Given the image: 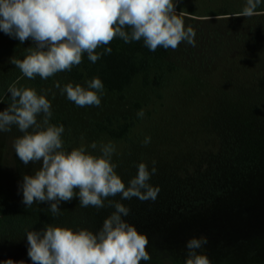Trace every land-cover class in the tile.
<instances>
[{
    "label": "rangeland",
    "instance_id": "1",
    "mask_svg": "<svg viewBox=\"0 0 264 264\" xmlns=\"http://www.w3.org/2000/svg\"><path fill=\"white\" fill-rule=\"evenodd\" d=\"M174 3L185 27L196 31L195 46L181 42L170 48L163 68L151 70L147 84L141 74L123 98L104 90L99 106L78 107L60 93L56 81L86 87V80L76 82L66 72L47 80L24 77L10 61L23 59L34 42L21 44L0 30V111L11 102L9 86L33 88L38 94L47 90L50 123L64 126L66 151L84 145L99 155L98 148L88 146L111 141L116 147L112 162L126 185L139 163L149 170L156 167L149 181L160 188L155 201L115 197L130 209L122 218L148 238L150 260L141 264H184L187 242L201 237L207 243L199 251L210 264H264V130L254 114L251 118V93L240 91L237 67L242 49H248L238 36H247L251 25L236 18L241 16H225L241 11L246 0ZM140 110L143 117L137 115ZM125 124L130 131L121 140L97 128ZM21 135L15 126L0 132V264H32L27 231L52 224L95 233L114 210L82 208L78 196L61 202L56 217L47 202L28 208L23 177L34 174L42 162L24 165L18 158L13 144ZM146 137L150 143L145 146ZM236 138L243 147L236 146Z\"/></svg>",
    "mask_w": 264,
    "mask_h": 264
},
{
    "label": "clouds",
    "instance_id": "2",
    "mask_svg": "<svg viewBox=\"0 0 264 264\" xmlns=\"http://www.w3.org/2000/svg\"><path fill=\"white\" fill-rule=\"evenodd\" d=\"M261 3L246 0L237 16L257 15ZM176 7L174 0H0V30L21 44L34 42L23 59L13 57L10 62L30 80L37 76L47 80L80 65L85 53L92 63L110 54V47L104 52L97 49L117 37L125 43L143 40L151 51L158 47L175 50L181 42L195 46L196 31L191 25L185 27ZM55 87L78 107L99 106L104 95L98 77L86 81V87L71 82L61 86L59 81ZM7 92L11 102L0 111V132L15 126L23 133L13 144L18 158L24 165L42 162L34 174L23 177V203L30 208L47 202L53 217L60 214L61 202H70L74 196L82 208L114 209L95 233L52 224L41 231H27L32 264H141L150 260L147 236L122 218L130 209L115 197L155 201L160 188L149 181L156 167L149 170L146 163H139L126 185L112 162L116 147L111 141L88 146L98 148L99 155L90 154L84 145L65 150L64 126L50 123L53 112L47 90L38 94L33 88L12 85ZM137 115L143 117V110ZM143 143L149 144L150 137ZM206 243L204 237L190 239L184 264H210L199 251Z\"/></svg>",
    "mask_w": 264,
    "mask_h": 264
},
{
    "label": "trees",
    "instance_id": "3",
    "mask_svg": "<svg viewBox=\"0 0 264 264\" xmlns=\"http://www.w3.org/2000/svg\"><path fill=\"white\" fill-rule=\"evenodd\" d=\"M241 11L225 14V16L237 15ZM257 13L252 17H236L240 18L238 20L251 25L250 33L247 36H238L242 44L248 43V49H242L241 55L238 57L237 67L240 70V91L244 92L248 88L251 93V97L247 99L248 102H251V118L254 117V114L256 119L261 122L264 130V0L258 6ZM105 47L112 49L110 54H104L99 60L92 63L85 53L80 65L73 66L71 71L65 72L76 82L89 81L98 77L104 84V90L118 93L121 98H123V93L132 86L138 75L143 74L147 84V76L151 70L163 68V62L171 52L170 48L164 49L162 47L151 51L144 45L143 40L125 43L118 37L109 45L98 48L97 52H104ZM97 128L100 132L107 133L114 140L125 138L130 131L128 124L119 129H111L103 125H98ZM256 134L257 131L251 133L252 139L257 138ZM236 140L238 141V138ZM261 140L264 142V138ZM236 146L243 147L239 141L236 142Z\"/></svg>",
    "mask_w": 264,
    "mask_h": 264
}]
</instances>
